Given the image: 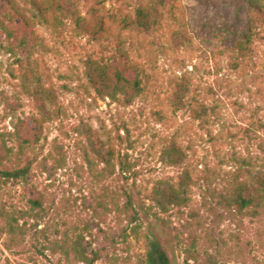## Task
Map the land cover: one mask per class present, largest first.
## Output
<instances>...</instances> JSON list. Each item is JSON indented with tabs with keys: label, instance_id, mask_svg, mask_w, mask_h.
Here are the masks:
<instances>
[{
	"label": "rangeland",
	"instance_id": "374dc122",
	"mask_svg": "<svg viewBox=\"0 0 264 264\" xmlns=\"http://www.w3.org/2000/svg\"><path fill=\"white\" fill-rule=\"evenodd\" d=\"M59 1L67 12L35 25L44 46L29 42V56L8 51L0 31V140L12 152L4 162L29 165L25 181H0V264H145L152 238L170 264H264V208L221 198L262 156L264 26L236 59L223 43L238 26L232 0H159L150 31L121 21L149 0ZM78 16L91 27L101 16L102 36L78 28ZM88 57H128L145 72L141 94L97 97L84 78ZM181 76L188 106L175 110ZM199 104L205 114L193 118ZM170 141L186 152L182 165L162 160ZM183 169L188 200L159 206L154 191L177 187Z\"/></svg>",
	"mask_w": 264,
	"mask_h": 264
},
{
	"label": "trees",
	"instance_id": "16d2710c",
	"mask_svg": "<svg viewBox=\"0 0 264 264\" xmlns=\"http://www.w3.org/2000/svg\"><path fill=\"white\" fill-rule=\"evenodd\" d=\"M237 5L236 15L238 26L234 25L226 29L223 43L236 59H243L251 52V43L258 28L264 26V0H232ZM159 0H149L146 3H138L133 8L130 16L122 17L125 27L139 31H150L159 24L160 13L157 8ZM27 4L31 5L27 7ZM66 11L59 0H1L0 6V31L5 35L4 47L10 52L14 48H24L29 56L28 44L33 47H43V39L36 32L35 25L47 22L49 14H53L54 20L58 19V13ZM67 12V11H66ZM243 13L244 16H240ZM82 21V22H81ZM241 22V24H240ZM76 25L83 32H87L94 38L102 36L104 22L101 16H97L95 24L91 27L83 22V17L78 16ZM21 28L18 32L17 28ZM31 53V52H30ZM145 72L127 57L122 64L112 63L103 58L88 57L84 62V78L95 95L101 99L111 101L123 100L129 102L139 96L143 89ZM190 86L185 76L176 81L171 103L175 110L188 106L187 94ZM193 118H200L205 114V107L199 104L190 108ZM0 181H25L29 173V165L21 167H7L5 160L12 155L11 148L7 147L3 139L0 140ZM262 156L253 169L246 168L243 178L234 175L226 185L221 198L228 205H235L238 209L253 207L264 208V143L259 144ZM186 158V152L176 141H170L162 150V160L170 166L182 165ZM109 167L112 163L107 160ZM121 163V161H120ZM111 164V165H110ZM190 177L189 171L183 169L181 181L177 187H169L164 190L154 191L155 202L164 207L166 204H180L188 200L187 185ZM38 205L37 200H30ZM127 205L131 206V198L128 195ZM131 217L138 220L135 209H132ZM145 264H170L169 257L156 238L149 239L144 253Z\"/></svg>",
	"mask_w": 264,
	"mask_h": 264
}]
</instances>
